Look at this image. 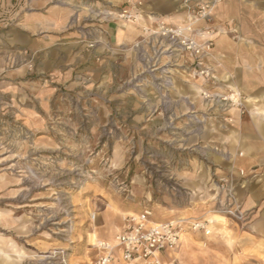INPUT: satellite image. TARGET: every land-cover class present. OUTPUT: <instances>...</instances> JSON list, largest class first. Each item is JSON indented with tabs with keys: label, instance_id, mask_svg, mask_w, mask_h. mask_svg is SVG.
Masks as SVG:
<instances>
[{
	"label": "rangeland",
	"instance_id": "obj_1",
	"mask_svg": "<svg viewBox=\"0 0 264 264\" xmlns=\"http://www.w3.org/2000/svg\"><path fill=\"white\" fill-rule=\"evenodd\" d=\"M138 1L122 21L132 0H0V264H90L128 213L210 218L221 204L210 161L228 120L201 90L238 91L242 115L243 95L222 88L211 54L213 77L192 76L193 56ZM212 15L198 26L214 45ZM112 21L137 37L111 42Z\"/></svg>",
	"mask_w": 264,
	"mask_h": 264
},
{
	"label": "crops",
	"instance_id": "obj_2",
	"mask_svg": "<svg viewBox=\"0 0 264 264\" xmlns=\"http://www.w3.org/2000/svg\"><path fill=\"white\" fill-rule=\"evenodd\" d=\"M144 1L146 19L161 15L167 24H173L185 17L178 1ZM35 18L31 16L29 24L25 22L30 30ZM53 19L54 11L46 9V26H52ZM204 23L197 21V25ZM211 23L222 26L224 31L214 36L207 60L224 90L241 91L245 112L242 115L235 108L225 112V119L230 117L232 121L224 122L223 131L214 135L222 142V151L211 158L210 164L214 175L233 178L236 202L249 216L240 223L217 217L209 235L187 230L179 246L162 255L172 264H245L264 257V0H223L214 10ZM106 33L113 43L129 42L137 37L139 26L112 21L106 24ZM209 177L210 174L207 184ZM151 220L163 222L153 214Z\"/></svg>",
	"mask_w": 264,
	"mask_h": 264
},
{
	"label": "built area",
	"instance_id": "obj_3",
	"mask_svg": "<svg viewBox=\"0 0 264 264\" xmlns=\"http://www.w3.org/2000/svg\"><path fill=\"white\" fill-rule=\"evenodd\" d=\"M185 10L186 20L175 27H168L163 19L157 17V27L161 34L169 36L172 43L188 51L195 59L191 69L192 76L203 75L213 77L211 67L204 58L211 54L213 39L210 25L199 27L197 21L209 19L223 0H177ZM141 4L132 0V6L117 12L115 18L122 21H136L140 16L137 8ZM204 28V29H203ZM187 31V32H185ZM209 77V78H210ZM202 96L217 106L223 113L236 107L241 110L242 103L238 91L224 93L216 89H202ZM242 111V110H241ZM231 121L230 117H226ZM234 180L223 175L218 178L217 187L223 198L214 213L222 215L233 222L240 223L247 219L248 212L237 204L234 191ZM150 209L131 212L122 218V227L113 241L99 240L95 246L98 251L90 264H116L119 262L132 264H172L163 258V253L176 249L182 235L187 231L211 233V225L215 223L209 217H175L163 222H153Z\"/></svg>",
	"mask_w": 264,
	"mask_h": 264
},
{
	"label": "bare ground",
	"instance_id": "obj_4",
	"mask_svg": "<svg viewBox=\"0 0 264 264\" xmlns=\"http://www.w3.org/2000/svg\"><path fill=\"white\" fill-rule=\"evenodd\" d=\"M217 217H223L222 215H220V214H213V216L210 218L211 220H214V221H217ZM113 241V240H112ZM109 242H111V241H109Z\"/></svg>",
	"mask_w": 264,
	"mask_h": 264
}]
</instances>
